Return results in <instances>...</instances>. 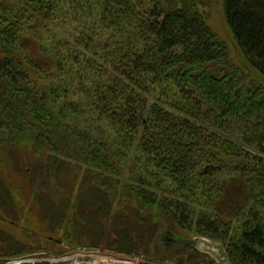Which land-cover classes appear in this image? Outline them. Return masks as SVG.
Segmentation results:
<instances>
[{"label": "trees", "instance_id": "1", "mask_svg": "<svg viewBox=\"0 0 264 264\" xmlns=\"http://www.w3.org/2000/svg\"><path fill=\"white\" fill-rule=\"evenodd\" d=\"M224 8L236 61L196 0H0V209L12 194L83 239L110 227L127 254L140 226L264 264V0Z\"/></svg>", "mask_w": 264, "mask_h": 264}, {"label": "rangeland", "instance_id": "2", "mask_svg": "<svg viewBox=\"0 0 264 264\" xmlns=\"http://www.w3.org/2000/svg\"><path fill=\"white\" fill-rule=\"evenodd\" d=\"M196 1L201 6L202 13L218 38L230 46L233 61H236L235 43L228 25L224 0ZM23 45L34 58L45 60L48 63V65L41 63V66L50 73L51 80H56L55 86L66 84V78L58 80L61 75L57 71V67L49 66L50 57L45 53L36 37H26L23 40ZM179 101L180 99L177 103ZM60 185L63 187V183ZM64 186L67 187L65 183ZM4 191L8 192L9 190ZM40 196L43 205L56 203L61 198V195L56 192ZM5 200L9 204L7 206L9 215L0 209V264H117L118 262L126 264H230L221 243L198 236L193 232L173 234L163 231L155 239H152L153 242L156 241L151 244L146 241H148V234L152 233V230L137 226L140 233L143 230L141 235L144 239L140 244L141 250L137 254H127L119 252L115 248H108V246H114L118 241L114 235L110 234V227L103 236L98 233L94 235L95 239L87 237L83 239L84 236L80 229L69 234L65 229L58 230L49 226L50 224L43 218L45 215L41 209L42 205H35L33 200L29 204L24 202L26 206L24 203H18L12 194L5 196ZM74 202L75 200L72 204ZM120 208V200H117L114 211ZM84 209L82 207L81 211ZM98 209H100V205L97 202L90 210ZM73 217V214L69 213V216L65 217L68 219L66 223ZM57 219L55 220L58 222ZM133 220L136 224L144 221V219L138 218L131 219L125 213L123 223L129 224ZM85 244H98L99 246L91 248ZM134 245L136 246L137 243ZM166 254L173 257L162 259V256H167Z\"/></svg>", "mask_w": 264, "mask_h": 264}, {"label": "bare ground", "instance_id": "3", "mask_svg": "<svg viewBox=\"0 0 264 264\" xmlns=\"http://www.w3.org/2000/svg\"><path fill=\"white\" fill-rule=\"evenodd\" d=\"M117 264H126V263H124V262H120V263H119V262H118Z\"/></svg>", "mask_w": 264, "mask_h": 264}, {"label": "crops", "instance_id": "4", "mask_svg": "<svg viewBox=\"0 0 264 264\" xmlns=\"http://www.w3.org/2000/svg\"><path fill=\"white\" fill-rule=\"evenodd\" d=\"M201 7V6H200ZM202 9V8H201Z\"/></svg>", "mask_w": 264, "mask_h": 264}]
</instances>
